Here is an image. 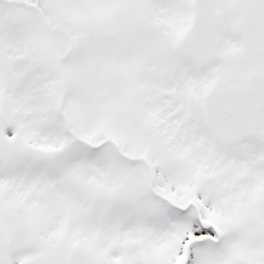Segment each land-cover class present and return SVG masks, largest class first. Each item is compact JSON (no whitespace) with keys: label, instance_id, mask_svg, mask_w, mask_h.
Instances as JSON below:
<instances>
[{"label":"snow or ice","instance_id":"obj_1","mask_svg":"<svg viewBox=\"0 0 264 264\" xmlns=\"http://www.w3.org/2000/svg\"><path fill=\"white\" fill-rule=\"evenodd\" d=\"M0 264H264V0H0Z\"/></svg>","mask_w":264,"mask_h":264}]
</instances>
